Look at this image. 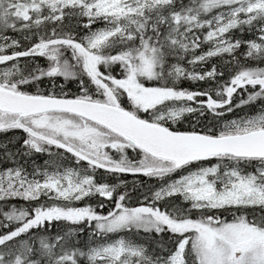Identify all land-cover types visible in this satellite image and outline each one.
I'll use <instances>...</instances> for the list:
<instances>
[{
    "label": "snow or ice",
    "instance_id": "snow-or-ice-1",
    "mask_svg": "<svg viewBox=\"0 0 264 264\" xmlns=\"http://www.w3.org/2000/svg\"><path fill=\"white\" fill-rule=\"evenodd\" d=\"M261 65L264 0H0V264H264Z\"/></svg>",
    "mask_w": 264,
    "mask_h": 264
},
{
    "label": "trees",
    "instance_id": "trees-1",
    "mask_svg": "<svg viewBox=\"0 0 264 264\" xmlns=\"http://www.w3.org/2000/svg\"><path fill=\"white\" fill-rule=\"evenodd\" d=\"M16 34H24V33H9V35H16ZM233 35L238 38V39H243V40H248V39H253L255 38V34L254 33H250L248 31H245L243 35L240 34V32L237 30V31H234L233 32ZM208 47V45H204L202 46V48L199 50V51H204L206 50ZM199 51L197 52V54H199ZM245 51V48H241L239 49V52L240 53H243ZM228 59L227 56L223 57V58H220V57H216V58H212L210 61H208L207 64L203 65V66H200V65H196L195 68L197 71H201L202 70V67L203 69H207V68H210L212 64H216L219 68L220 71H224L225 72V76L227 77V74H228V71H230V69H226L223 67L224 65V62ZM261 66H264V65H261ZM209 83H212V82H193V81H182L180 83V86L182 87H186V88H189L190 90H197V89H204V88H207V86H205L206 84H209ZM245 113H250V110L248 108H245L243 110H238V112L236 113V115H244ZM233 115L234 114H228L226 119H231L233 118ZM187 126V128H179V129H182V130H187L188 127H189V123H188V120L185 119L182 123H178L177 126ZM177 126H174V128H176ZM16 147V146H15ZM17 147H19L17 145ZM42 159L40 160L39 156H36L35 157V160H36V163L37 164H42L43 163V160L45 159V157H41ZM249 171H251L252 169L249 168L248 169ZM117 179V178H116ZM119 179L121 180H124V181H127V188H121V191H124V190H127V191H130V192H133V196H132V204H135L137 202V197H139L142 193L146 192V190L148 188H155V187H158V182L157 181H154V183H148L147 185L144 183V181L146 180V177H143V176H137V177H128V176H121L119 177ZM132 180V181H131ZM131 181V183H130ZM133 181H136V185H135V190H133ZM157 182V183H156ZM144 185V187H141V185ZM100 198L99 197H94V198H91V199H88L82 203H90L92 204L93 206H95L98 202ZM175 202H179V199L177 198V200ZM15 203L17 204H23L22 201H15ZM77 206H82L81 203H78ZM112 207L111 204H108L107 207H105L104 209H97L98 211H103V212H107L110 210V208ZM195 215V214H194ZM225 216H227V214H224ZM228 219H231L230 216H227ZM67 227L68 225L64 224V223H54L52 225V233H57V232H62V231H66L67 230ZM87 238V234H85L84 237H82V239H86ZM158 239H161L162 242L165 244V246H169V238L167 235H164L163 237L161 238H158Z\"/></svg>",
    "mask_w": 264,
    "mask_h": 264
},
{
    "label": "flooded vegetation",
    "instance_id": "flooded-vegetation-1",
    "mask_svg": "<svg viewBox=\"0 0 264 264\" xmlns=\"http://www.w3.org/2000/svg\"><path fill=\"white\" fill-rule=\"evenodd\" d=\"M24 35H25V34H16V35H14V36H15L16 38H18V39H21V44H22L23 47H27V46H29V45H28V42H27V41H24V40L22 39V37H23ZM21 50H22V49H21ZM39 63H40L41 65H44L46 62H45L43 59H41V60L39 61ZM60 83H64V84H65V86H64V91L69 92V93H77V92H78V84H77L76 82L69 81V82H66V83H65V82H63L62 80H57V84H60ZM48 86H49V81L46 80V79H45V80L39 85V87H40L41 89H47ZM205 86L210 87V86H212V83L206 84ZM29 90H35V89L32 88V89H29ZM57 91H59V88L57 89ZM124 104H125L126 107L128 106L126 100L124 101ZM177 125H178V124H176V125H174V126H177ZM174 126H173V127H174ZM176 128H177V129H179V128H187V126H183V125H182V126H177ZM179 130H182V129H179ZM22 135H23V134H22L21 132H19V131H17V132H13V133H8V134H0V143L5 142V141L10 140V139H13V138H19V137L22 136ZM17 145L19 146V144H16L15 146L17 147ZM130 155H134V153H130ZM41 157H45V159L47 158L46 156H39L40 160L42 159ZM100 174L103 175L102 172H101ZM126 176H128V177H132V176H130V175H126ZM173 178H175V177H173ZM106 179H108L109 182H113V181L116 180L115 177L106 178ZM131 181H132V180H131ZM131 181H130V183H131ZM154 181H156V180H154V179L150 180V179L146 178V180L144 181V183L147 185L148 183H154ZM157 182H158V181H157ZM157 182H156V183H157Z\"/></svg>",
    "mask_w": 264,
    "mask_h": 264
}]
</instances>
